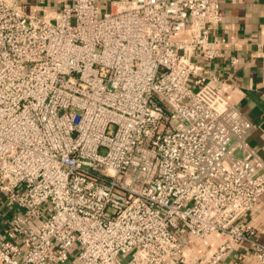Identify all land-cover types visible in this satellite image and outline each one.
Returning <instances> with one entry per match:
<instances>
[{
    "label": "built area",
    "instance_id": "2783aa9c",
    "mask_svg": "<svg viewBox=\"0 0 264 264\" xmlns=\"http://www.w3.org/2000/svg\"><path fill=\"white\" fill-rule=\"evenodd\" d=\"M33 2L0 0V264H264L255 124L198 61L221 1Z\"/></svg>",
    "mask_w": 264,
    "mask_h": 264
},
{
    "label": "crops",
    "instance_id": "0c3cea01",
    "mask_svg": "<svg viewBox=\"0 0 264 264\" xmlns=\"http://www.w3.org/2000/svg\"><path fill=\"white\" fill-rule=\"evenodd\" d=\"M221 22L214 35L223 37L220 55L210 63L199 57L198 61L211 74L228 78L227 95L242 114L255 124L248 137L254 151L264 161V70L261 51L264 50V0H220ZM59 5V1H54ZM231 56L238 58L234 67L229 66ZM8 217L7 208L0 201V234ZM247 221L258 232L264 228V199L247 216ZM264 241V233L258 234ZM216 236L206 241H194L190 249L202 254L210 251ZM245 252L246 256H242ZM219 264H257L253 253L245 245L230 250Z\"/></svg>",
    "mask_w": 264,
    "mask_h": 264
},
{
    "label": "rangeland",
    "instance_id": "374dc122",
    "mask_svg": "<svg viewBox=\"0 0 264 264\" xmlns=\"http://www.w3.org/2000/svg\"><path fill=\"white\" fill-rule=\"evenodd\" d=\"M29 3H34L33 2V0H31V1H28V0H21V5H25V4H27V5H29ZM191 85V84H190Z\"/></svg>",
    "mask_w": 264,
    "mask_h": 264
}]
</instances>
